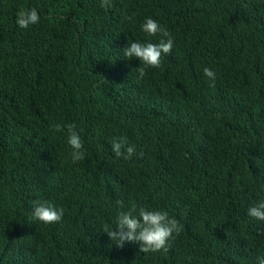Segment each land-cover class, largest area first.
<instances>
[{
    "label": "trees",
    "instance_id": "1",
    "mask_svg": "<svg viewBox=\"0 0 264 264\" xmlns=\"http://www.w3.org/2000/svg\"><path fill=\"white\" fill-rule=\"evenodd\" d=\"M110 2L0 0V264H258L264 222L247 212L264 199V0ZM33 8L40 21L18 27ZM148 17L174 43L138 79L122 49L159 42ZM54 123L77 125L84 160ZM118 137L132 159L112 152ZM34 200L62 221H32ZM117 200L176 218L168 250L117 247L103 230Z\"/></svg>",
    "mask_w": 264,
    "mask_h": 264
},
{
    "label": "clouds",
    "instance_id": "2",
    "mask_svg": "<svg viewBox=\"0 0 264 264\" xmlns=\"http://www.w3.org/2000/svg\"><path fill=\"white\" fill-rule=\"evenodd\" d=\"M102 8L111 7L110 0H101ZM133 21L134 16L126 17ZM40 21V15L35 8L28 11H20L17 14L16 24L24 29L35 25ZM141 29L150 37L160 36L158 43H142L139 41L131 42L122 49L123 55L127 59H138L140 67L137 68L138 79H143L147 75L148 68L159 69L162 66V57L170 55L173 49V39L166 27H163L155 19L148 17L141 24ZM143 65V66H141ZM205 77L213 82L215 81V72L208 67L203 69ZM50 131L55 133H64L66 131V143L71 149V161L77 163L86 158L84 144L80 134L77 132V125L69 123L63 125L54 123ZM112 152L117 158L130 160L136 154L134 146L127 144L125 138L118 137L111 142ZM143 156V153H140ZM116 204L119 210L115 218V230L108 225L103 227L117 247H123L126 242L138 243L140 252L155 253L161 250H168V242L173 238V234L179 235L182 225L179 221L170 217L167 211L149 209L144 206L138 207L131 203L125 211V205L122 200H117ZM247 215L264 222V199L260 200L255 206L249 208ZM64 209L57 208L51 202L44 200H34L32 206L31 220L45 225L56 224L62 221ZM258 264H264V256L257 257Z\"/></svg>",
    "mask_w": 264,
    "mask_h": 264
}]
</instances>
